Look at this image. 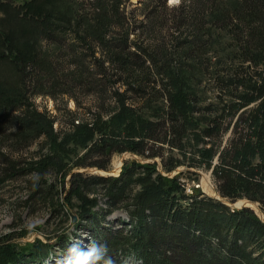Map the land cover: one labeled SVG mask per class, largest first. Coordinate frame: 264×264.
<instances>
[{"label":"trees","instance_id":"1","mask_svg":"<svg viewBox=\"0 0 264 264\" xmlns=\"http://www.w3.org/2000/svg\"><path fill=\"white\" fill-rule=\"evenodd\" d=\"M70 2L73 5L70 14L59 15L47 8L44 14L39 12L35 17L45 37L68 48L66 55L77 67L71 71L72 76L81 75L78 82L83 83L87 68L84 59L89 58L95 65L108 63L103 73L112 69L116 74L122 72L136 79L137 69L150 61L157 68V74L164 75L167 81L170 107L163 117L167 115L171 123L183 122V131L196 103L191 96L193 90L190 74L184 66L185 59L198 60L202 49L205 53L209 51L207 38L204 40L203 37H210L213 27L219 26L233 34L239 47L242 46V61H249V64L227 79L224 85L234 98L225 102L221 112L213 110L214 116L206 115L208 126L203 132L206 136H221L223 123L228 118V124L234 121V130L222 148L215 149L214 142L210 147H204L208 157L204 160L213 164L215 155H218L219 162L214 166L213 175L223 197H246L259 201L264 209V0H181L173 7L168 0H142L132 9H140L139 14L144 20L139 21L135 15L127 13L131 0ZM26 12H31V8L28 7ZM164 23L171 31L172 41L168 46L172 48L152 42L140 46L141 53L138 54L134 50L136 40L129 41L130 33L137 29L152 31L158 26L162 31ZM4 41L8 48V45L15 48L11 37ZM200 43L204 48L199 47ZM37 50H17L19 56H13V64L19 73V70L31 67L42 70L44 77H53L56 74L54 66L44 59L39 60ZM4 57L0 50V60ZM251 67L254 73L248 70ZM32 79L42 82L36 76ZM42 90L40 88L39 92ZM117 94V108L107 115L99 113L93 121L73 123L71 130L60 134L54 127L55 117L26 101L23 85H10L0 79V125L5 120L7 123L2 128L12 124V139L15 141L11 145L13 148L0 142V156H5L10 164L0 172V184L22 170L18 168V160L6 156L23 151L41 136L49 145L48 150L35 156L30 163V169L41 176L50 166L64 175L68 164L60 160V152L66 150L69 139L79 143L83 139H93L99 133L97 140L108 145L107 152L122 146H129L137 152L139 147L146 148L147 137L151 136L157 121L136 118L135 108L125 101L124 94ZM24 103L25 107L20 108ZM252 103L253 106L242 110L237 117L241 108ZM7 109L9 112L5 111ZM9 115L10 120L7 119ZM76 131L87 138L77 135ZM145 148L139 153L146 155ZM95 165L107 168L104 163ZM152 165L128 161L118 175H74L66 201L70 205L68 208L74 209L73 199L79 200V209L71 214L73 219L79 217L77 228L87 230L90 240L107 244L108 255L113 260L121 256L136 264H264V221L251 208H231L219 199L204 195L199 189L187 193L182 185L174 183L170 188H161L152 181L151 173L156 171ZM175 166L173 160L165 163L168 170ZM156 177L158 182L165 181L162 174ZM44 184L46 188L39 190V194L57 197V202L62 205L54 183L45 180ZM141 184L144 187L137 190ZM97 186L103 187L104 207L96 197ZM118 208L126 210L128 219L122 218L119 224H115L107 217ZM65 236L59 235V244L69 240ZM50 255H53L50 244L42 239L26 245L0 242V264H44Z\"/></svg>","mask_w":264,"mask_h":264},{"label":"rangeland","instance_id":"2","mask_svg":"<svg viewBox=\"0 0 264 264\" xmlns=\"http://www.w3.org/2000/svg\"><path fill=\"white\" fill-rule=\"evenodd\" d=\"M141 1L131 0L132 3L127 6V13L135 15L138 21L144 20V16L139 14L140 9H132L140 5ZM180 1L168 0V3L173 7L179 5ZM28 2H30L29 5H27ZM28 7L31 8L29 13L26 12ZM47 8L53 9L59 15L70 14L71 8L73 11L70 0H0V50L6 56L0 60V79H4L10 85H23L26 101L32 102L39 111L48 112L55 117L54 127L60 131V134L71 130L73 123L76 124L82 120L93 121L99 113L107 115L109 111L117 108L119 96L117 93H123L125 101L135 108L136 118L140 116L141 119L157 121V124L153 127L151 136L147 137L146 148L144 147L146 155L139 153L144 150L142 147H139L140 151L138 152L129 146V148L113 147L107 152L108 145H103L97 140L99 133L97 137L83 139L79 143L75 139H69L66 150L60 152V160L68 164L63 176L58 174L53 166H50L43 176L30 169L31 160H34L35 156L45 154L48 150L49 145H47L44 136L36 139L23 151L19 153L15 151L13 155L6 156L7 158L10 156L11 160H18V168L22 170L10 175L4 183L0 184V242L26 245L37 239H42L46 244H50L53 251V258L49 264H56L55 257L61 255L73 242L68 240L59 244L60 240L57 239L73 219L71 214H75L80 206L79 200L74 198V209L68 208L70 205L66 201L69 188L73 185L74 175L77 173L109 175L101 171H86L87 168L99 167L95 163L107 164V168L121 165L119 171L113 173L117 175L120 174L124 164L128 161H137L141 164L151 163L156 168L154 174L151 173L152 181L161 188H170L174 183V185H182L187 193L199 189L206 196L215 199H219V196L223 197L217 189L213 175L214 166L219 162L218 155H215L213 164H210L204 160L208 158L204 153V147H210L211 142L215 143V149L222 148L227 144L233 134L234 121L229 124V118L224 121L222 135L219 137L206 136L203 129L208 126L206 115L210 113L209 115L214 116L213 110L221 112L225 102L234 98H232L231 90L224 85L227 79L234 76L237 70H244L243 67H247L249 64V61H242L240 55L242 46L239 47L233 34L219 26L213 27L210 37H203L204 40L207 38L209 51L205 53L202 49L198 60L185 59L184 66L188 69L187 73L190 74V85L193 90L191 96L196 103L194 112H190L188 115L183 131L182 121L179 124L171 123L168 121L167 115L163 117L170 107L166 88L167 81L164 75L157 74V68L150 64V61H146L142 68L137 69L136 79L138 80H136L129 78L126 73L117 72L116 74V70L112 69H106L103 73V68L109 66L108 63L95 65L87 58L84 59L87 67H85L86 74L83 76V83H79L78 79L81 75L73 77L71 74V71L77 67L66 55L68 48L59 42L52 43L49 37L44 36L42 28L36 22L37 17L35 16L39 12L44 14ZM167 11L170 12L171 9ZM164 24L162 31H159V26L152 31L146 29L132 31L129 41L136 40L137 44L136 48L133 47L134 50L140 54L139 47L152 42L167 45L166 48L171 49L172 47L168 46L172 41L171 31L167 29V23ZM8 37L12 38L13 46L16 49L10 45H8L9 48L6 46L4 40ZM199 47L204 48L203 43H200ZM37 48L39 60L44 59L50 63L51 67L54 66L56 74L53 77H44L42 70H33L31 67L23 69V71L19 70L20 74L13 64V56H19L16 53L17 50L27 52ZM248 70L254 73L252 67ZM35 76L42 82L39 83L36 79L33 81L32 77ZM121 77L123 79L119 81ZM58 83L59 85H57ZM40 88L43 89L42 92H39ZM253 105L252 103L241 108L237 117L242 110ZM208 106L212 108L208 109ZM23 107H25V103L20 108ZM5 111L9 112L8 109ZM18 112L20 111H16V113ZM7 119L10 120L11 116L9 115ZM6 123L7 120L2 126L0 125V139H3L0 142L13 148L11 145L15 141L12 139V124L8 125L6 129L2 128ZM174 128L178 129L175 131ZM76 134L87 138L79 131H76ZM214 134L218 135L216 131ZM6 160L5 156H0V172L4 168H9L10 164ZM172 160L176 162V166L171 170L166 169L165 163ZM158 174L165 177L164 182H158L156 177ZM45 180L52 181L58 188L60 194L58 199L61 198L64 206L57 202V197H46L39 194V190L43 191V188H46ZM143 187L144 185L141 184L137 190H142ZM102 188L97 186L96 197L104 207L106 206L104 204L105 195ZM244 199L249 198H236L239 202ZM254 202L258 203V206L253 207L254 209L249 208L264 221V209L259 201ZM107 218L113 220L115 224H119V220L128 219V215L124 208H118ZM76 229L77 231L72 233L73 237L81 242V247L86 246L91 241L90 234L86 232L87 230L77 228V226ZM114 261L116 264H122V262L123 264H136L131 259H122L121 256H118V259L115 258Z\"/></svg>","mask_w":264,"mask_h":264},{"label":"clouds","instance_id":"3","mask_svg":"<svg viewBox=\"0 0 264 264\" xmlns=\"http://www.w3.org/2000/svg\"><path fill=\"white\" fill-rule=\"evenodd\" d=\"M78 221L79 217L70 220L66 229L60 233L66 234L69 240L73 242L61 255L55 257L56 264H116L113 258L108 255L109 248L105 243H97L95 240H91L86 246L81 247V242L72 235L74 231H77L76 224ZM52 258L53 255H50L44 264H48Z\"/></svg>","mask_w":264,"mask_h":264},{"label":"water","instance_id":"4","mask_svg":"<svg viewBox=\"0 0 264 264\" xmlns=\"http://www.w3.org/2000/svg\"><path fill=\"white\" fill-rule=\"evenodd\" d=\"M121 165H117L115 167L111 168H100V167H94V168H87L86 171H101L108 173L109 175H117L113 173H117L120 169ZM122 170V169H121ZM120 170V171H121ZM222 202L226 203L228 206H231L232 208L239 209L242 207H257L258 203L254 202L251 199H244L243 201L239 202L236 199H229L226 197H218ZM254 209V208H253Z\"/></svg>","mask_w":264,"mask_h":264}]
</instances>
